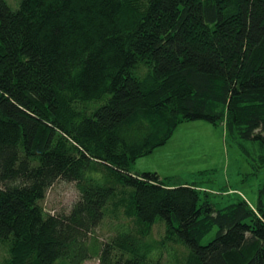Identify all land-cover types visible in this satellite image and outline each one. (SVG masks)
Instances as JSON below:
<instances>
[{
  "label": "trees",
  "instance_id": "16d2710c",
  "mask_svg": "<svg viewBox=\"0 0 264 264\" xmlns=\"http://www.w3.org/2000/svg\"><path fill=\"white\" fill-rule=\"evenodd\" d=\"M190 121L264 150V0H0V264H157L158 221L186 264H264V182L256 207L216 209L132 173ZM59 180L79 198L46 214Z\"/></svg>",
  "mask_w": 264,
  "mask_h": 264
},
{
  "label": "rangeland",
  "instance_id": "374dc122",
  "mask_svg": "<svg viewBox=\"0 0 264 264\" xmlns=\"http://www.w3.org/2000/svg\"><path fill=\"white\" fill-rule=\"evenodd\" d=\"M16 10L20 0H5ZM264 150L256 143L232 139L223 124L211 125L204 121L179 124L168 141L150 154L138 158L131 166L134 174L156 173L167 186L191 185L209 202L221 209L239 198L256 207L259 189L264 182ZM79 194L72 183L57 181L46 193L40 206L46 214L68 215ZM264 204V199L262 200ZM121 219L119 223H124ZM117 222L107 218L88 240L98 249L117 232ZM214 228L201 244H206L216 233ZM151 249L149 259L159 264H186L189 250L181 242L165 238V229L156 222L151 234L144 239ZM95 250V248H93ZM97 257L83 264H97Z\"/></svg>",
  "mask_w": 264,
  "mask_h": 264
},
{
  "label": "crops",
  "instance_id": "0c3cea01",
  "mask_svg": "<svg viewBox=\"0 0 264 264\" xmlns=\"http://www.w3.org/2000/svg\"><path fill=\"white\" fill-rule=\"evenodd\" d=\"M249 206L253 207L252 205L249 204Z\"/></svg>",
  "mask_w": 264,
  "mask_h": 264
}]
</instances>
